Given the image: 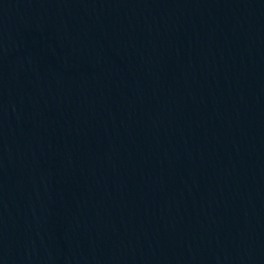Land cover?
Here are the masks:
<instances>
[{
    "label": "water",
    "instance_id": "water-1",
    "mask_svg": "<svg viewBox=\"0 0 264 264\" xmlns=\"http://www.w3.org/2000/svg\"><path fill=\"white\" fill-rule=\"evenodd\" d=\"M0 264H264V62L220 0H0Z\"/></svg>",
    "mask_w": 264,
    "mask_h": 264
}]
</instances>
